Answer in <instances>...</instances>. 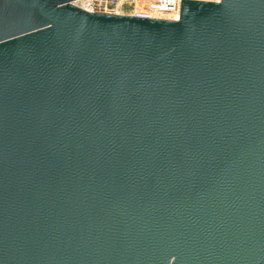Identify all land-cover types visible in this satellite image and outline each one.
<instances>
[{
    "label": "water",
    "instance_id": "obj_1",
    "mask_svg": "<svg viewBox=\"0 0 264 264\" xmlns=\"http://www.w3.org/2000/svg\"><path fill=\"white\" fill-rule=\"evenodd\" d=\"M74 1L0 0V264H264V0Z\"/></svg>",
    "mask_w": 264,
    "mask_h": 264
},
{
    "label": "built area",
    "instance_id": "obj_2",
    "mask_svg": "<svg viewBox=\"0 0 264 264\" xmlns=\"http://www.w3.org/2000/svg\"><path fill=\"white\" fill-rule=\"evenodd\" d=\"M73 3L87 11L175 19L180 0H75Z\"/></svg>",
    "mask_w": 264,
    "mask_h": 264
}]
</instances>
